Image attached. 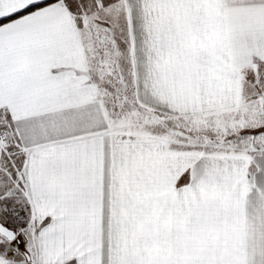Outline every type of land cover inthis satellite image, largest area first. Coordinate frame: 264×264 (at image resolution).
I'll use <instances>...</instances> for the list:
<instances>
[{"label":"snow or ice","instance_id":"1","mask_svg":"<svg viewBox=\"0 0 264 264\" xmlns=\"http://www.w3.org/2000/svg\"><path fill=\"white\" fill-rule=\"evenodd\" d=\"M0 264H264V0H0Z\"/></svg>","mask_w":264,"mask_h":264}]
</instances>
